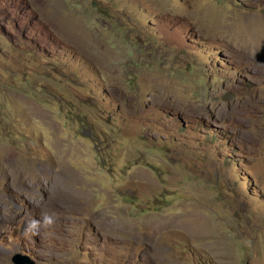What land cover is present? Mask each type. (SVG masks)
I'll list each match as a JSON object with an SVG mask.
<instances>
[{
  "label": "rangeland",
  "instance_id": "obj_1",
  "mask_svg": "<svg viewBox=\"0 0 264 264\" xmlns=\"http://www.w3.org/2000/svg\"><path fill=\"white\" fill-rule=\"evenodd\" d=\"M17 254L264 264V0H0V264Z\"/></svg>",
  "mask_w": 264,
  "mask_h": 264
},
{
  "label": "clouds",
  "instance_id": "obj_2",
  "mask_svg": "<svg viewBox=\"0 0 264 264\" xmlns=\"http://www.w3.org/2000/svg\"><path fill=\"white\" fill-rule=\"evenodd\" d=\"M56 218L53 214H44L40 220L33 219L29 222L28 227L34 232H38L42 227L51 228L55 225Z\"/></svg>",
  "mask_w": 264,
  "mask_h": 264
},
{
  "label": "water",
  "instance_id": "obj_3",
  "mask_svg": "<svg viewBox=\"0 0 264 264\" xmlns=\"http://www.w3.org/2000/svg\"><path fill=\"white\" fill-rule=\"evenodd\" d=\"M11 262L13 264H35L33 261H31L27 258L21 257L18 254L13 256Z\"/></svg>",
  "mask_w": 264,
  "mask_h": 264
}]
</instances>
